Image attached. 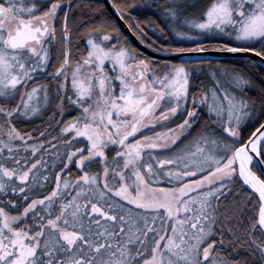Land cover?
Returning <instances> with one entry per match:
<instances>
[{
    "label": "snow or ice",
    "instance_id": "obj_1",
    "mask_svg": "<svg viewBox=\"0 0 264 264\" xmlns=\"http://www.w3.org/2000/svg\"><path fill=\"white\" fill-rule=\"evenodd\" d=\"M143 7L0 0V264H264V0Z\"/></svg>",
    "mask_w": 264,
    "mask_h": 264
},
{
    "label": "water",
    "instance_id": "obj_2",
    "mask_svg": "<svg viewBox=\"0 0 264 264\" xmlns=\"http://www.w3.org/2000/svg\"><path fill=\"white\" fill-rule=\"evenodd\" d=\"M102 1L108 2V0H102ZM109 11H111L113 15L116 17V22L121 26V30L125 33V35L128 37V40L132 44H134L135 46H137L138 48L146 52L148 55L150 56L154 55L160 60H165L168 58L163 53H156L152 49H148L146 45L140 42V39L132 32V30L126 27L124 22L119 19L118 14L115 13V10L112 9L110 6H109ZM247 55H251V54H241V53L234 54V53H228V52H220L215 49H208L207 51L202 52V53H190V54L183 55L181 59L188 60L189 58H192V59L207 58L208 60H211V61H218V60H224V59H240Z\"/></svg>",
    "mask_w": 264,
    "mask_h": 264
},
{
    "label": "trees",
    "instance_id": "obj_3",
    "mask_svg": "<svg viewBox=\"0 0 264 264\" xmlns=\"http://www.w3.org/2000/svg\"><path fill=\"white\" fill-rule=\"evenodd\" d=\"M101 2H103L101 0ZM186 2L188 3H195L196 0H186ZM138 4H143L144 7L141 9V12L143 13V15L140 16V19L143 20H152L155 22V24L159 25L160 27H164V25L167 23V21L160 15H158V9L156 8L157 4H161V5H166L168 3V0H137ZM151 27V26H149ZM149 35H152V32L149 31ZM156 35H159V30H156ZM153 39H155V36H153ZM72 48H73V53H76V50L80 47H82V41L79 40H73L72 42ZM208 49H213L211 47H209ZM221 62H224L226 64H228L229 67H233V66H241L243 59H224V60H218ZM215 62V61H213ZM199 68H202L200 66H197ZM203 69V68H202ZM198 78L202 77L204 79L208 78V74H206L205 71H199L195 74ZM258 77V74H257Z\"/></svg>",
    "mask_w": 264,
    "mask_h": 264
},
{
    "label": "flooded vegetation",
    "instance_id": "obj_4",
    "mask_svg": "<svg viewBox=\"0 0 264 264\" xmlns=\"http://www.w3.org/2000/svg\"><path fill=\"white\" fill-rule=\"evenodd\" d=\"M200 67H202L203 69H207V68H209L210 66H209V65H202V66H200ZM205 72H206V74H208L207 71H205ZM199 81H203L205 84H207V83L209 82L208 78H207V79H204V78H202V77H199ZM36 126H37V127L40 126L39 122H37V125H36Z\"/></svg>",
    "mask_w": 264,
    "mask_h": 264
}]
</instances>
